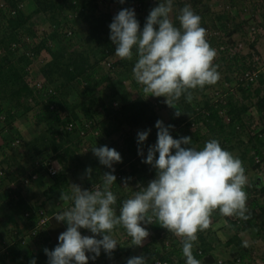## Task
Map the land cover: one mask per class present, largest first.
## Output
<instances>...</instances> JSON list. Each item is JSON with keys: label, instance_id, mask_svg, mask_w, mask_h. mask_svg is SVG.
<instances>
[{"label": "trees", "instance_id": "1", "mask_svg": "<svg viewBox=\"0 0 264 264\" xmlns=\"http://www.w3.org/2000/svg\"><path fill=\"white\" fill-rule=\"evenodd\" d=\"M25 1L0 0V27L6 26L5 20L9 26V30L0 35V49H3V52L0 50V116L4 121L3 125L0 124V131L3 134V144L0 145V150L3 148V150H6L5 147H11V152L8 156L0 155V167L3 169V172L0 173V205L1 202L2 204L4 203L12 216L18 217L22 215L29 226L27 229L20 231L17 224L12 220L11 226L13 230L9 232L5 229L4 235L0 234L2 240L0 264H30L33 259H35L36 264H48V257L44 249L53 250L54 243L57 244L58 241L57 237L67 227L66 222L57 223L55 220L56 212L54 207L57 198L61 197V192L69 193L71 176L69 174H72L73 178L83 174L88 187L93 184H98V187H102L103 174L112 171L101 165L95 155L82 157L76 151L78 142L72 143V140L79 134L81 118H92L96 111L95 106L102 105L105 110L106 117L100 124L103 126L102 129L106 135L118 130L124 123H128L129 126H136L146 121V131L151 129L147 141L143 142V144H138V136L130 137L126 135L125 148L119 151L122 162L115 163L113 166L115 171L112 174L116 176V181L111 186V190L117 197V202L113 206L117 215L123 201L129 198L128 193H122L121 196H118L120 186L129 183L131 176H134V181L132 182L138 181L140 183L135 188L136 191H139L147 186L152 177L156 176V170L153 166L142 162L146 157L138 154L139 149H146L153 141L155 143L157 141L155 123L159 119L155 108L156 105L141 96L127 101V91L125 90L120 91L121 98L125 100L123 105L117 110H113L107 104L105 96L101 92L102 86H99V84L106 80V86L110 88V94L113 95L119 94L115 83L105 73H101L100 78L95 74L100 60L115 49V45L110 40L109 28L113 15L106 5L120 0H107V4L105 3L106 0H31L30 8L28 5L24 6ZM131 2L132 0H124V3H122L123 7L129 9ZM136 2L138 10L143 8V0H136ZM160 2H165V0H155V2L150 3L149 10L143 15L135 14L136 19L139 21L140 29H143L150 10L158 6ZM231 2L236 3L235 0ZM189 3L193 8L191 10L194 14L200 17V26L203 28L207 26L213 27L215 25L213 21L215 20L224 19L231 22L233 18L224 13H213L214 15L211 16L207 4L202 0H190ZM186 4L187 1L172 0V6L179 5L173 19L177 27H179V21L176 17L179 15L180 9L184 8ZM68 9L75 16L72 19L83 20L88 26V32L83 38L88 46L87 48L75 47L73 41H68L69 45L64 43L66 35L61 34L59 27L68 20L66 16ZM207 13H209V17L206 16ZM206 17L207 22L205 20ZM34 23H48V29L42 35L40 34L38 41L33 42L36 32L33 28ZM258 25L260 23L256 24V26ZM240 27L241 23H231L227 35L230 36ZM19 30L26 32L29 37L22 44H20L18 38ZM209 38L208 43L213 49L212 42H214V37L212 35ZM49 41L51 42L49 43ZM42 50H47L50 58L42 62L38 70L39 73L37 71L33 73V69L29 66ZM92 56L94 57L93 60L91 59ZM116 62H122L125 72L121 71L120 76L125 78L129 76V67L135 64V58L133 57L132 60L119 58ZM255 65L253 63L241 69L239 74L242 75L248 69H255ZM243 80L239 77L237 78L235 82L236 88L241 91L243 97L250 98L254 94L258 96L255 104L256 109L259 111V115L264 118V94L259 95V87L255 88L254 91H250L253 81L244 80L246 83H243ZM80 85L82 88L78 89ZM191 92L193 97V90ZM29 99L40 105L37 110L39 120L47 121L46 129L40 135L45 137L47 132H49V137H53L57 133H63L60 143L53 147L55 150L58 147L62 149L56 155L60 162L59 169L54 175H51V183L43 189L39 187L37 181L40 170L35 167L36 165L30 158H27L28 156L24 157L25 154H28L25 148L18 149L13 146L14 149H12V141L18 138L15 133L17 129L13 124L15 115L12 110L19 107H22L23 111L29 110L32 108V103H29ZM179 100L183 105L184 118L181 117L178 121L164 125L174 126L170 129V135L174 139L191 137L190 147L195 146L194 148L197 150H202V145H205L209 140L215 139L224 150L232 154L233 144H227V142H230L234 137L239 142H242L239 137L242 134H248V126L253 117L245 119L244 113L249 107L247 103L229 101L227 105L221 106L225 107L229 114V120L226 124L224 117L219 112L220 107L218 108L215 104L209 103L205 97L198 104L199 109H196L191 102H188L184 95ZM62 112H65V114L62 115ZM201 121H203V125L207 129L206 133L201 130L203 127ZM67 123L70 126L69 130L65 129ZM254 137L256 138L257 136L248 135V139L251 141ZM65 142H71V145L70 143L69 145H64ZM182 147L185 146L182 145ZM27 148L37 152L41 146L30 145L29 143ZM256 152L262 153V147H257ZM248 161L251 162L253 159L250 158ZM126 164L130 166L129 171L125 169ZM89 167L92 169L90 178L86 174V170ZM118 173H120V176H117ZM34 175L36 176L34 177ZM261 181H258L260 187L254 180L252 185H244L243 187L247 197L244 215L248 219H243L238 215L222 216L217 210L227 223V226L235 229V233L228 237L227 243H235L240 254L246 252V247L237 232L258 226V223H261L260 225L264 224V200L257 195V192L262 194L264 191V182L262 181L263 183H261ZM38 195H44L46 199L35 205L33 199L37 198ZM45 202L49 207L46 213L50 217L44 225L47 230L39 231L43 233L41 240H43L42 244L44 246L41 250H38L33 247L34 244L32 242H37L39 238L30 234V228L36 224L38 214L35 209L44 206ZM25 212H28V214L25 215ZM4 218V214L0 213V223L3 222ZM150 229L151 239L156 240L159 239L161 230H167L161 227L156 219L153 220V224H150ZM204 230L197 232L199 244L192 249L193 256L197 260H202L204 264H213L216 261L213 252L214 248L206 241L203 234ZM124 231L126 232L125 229ZM96 238L101 239L102 237L97 236ZM161 246L163 248L162 253L158 245L155 246L153 251H150L147 244L145 245V251L150 257L148 264H154L156 257L169 259L170 254L166 253V244L163 243V239L161 240ZM181 250L182 247L178 249V251ZM126 253L127 259L124 264H127V260L131 258V249L127 247ZM86 255L91 257L93 254L86 253ZM119 255L120 251L118 249H115L111 256L102 249L100 256L95 260L90 258L88 264H109L112 259L117 258Z\"/></svg>", "mask_w": 264, "mask_h": 264}, {"label": "clouds", "instance_id": "2", "mask_svg": "<svg viewBox=\"0 0 264 264\" xmlns=\"http://www.w3.org/2000/svg\"><path fill=\"white\" fill-rule=\"evenodd\" d=\"M171 11L172 0L160 2L150 10L141 30L134 9L124 8L114 16L109 28L117 57L132 60L135 52L132 71L146 97H165L164 102L179 117L183 113L175 102L182 95L191 102V90L215 84L219 74L212 65L216 53L206 41L200 17L185 6L176 17L177 27L170 19ZM155 127L157 141L148 147L142 162L152 165L156 176L133 197L123 201L118 215L113 207L117 197L111 186L116 181L113 165L122 162L121 154L106 145L91 149L99 163L112 171L103 174L102 187L87 190L71 184L70 194L61 192L60 199L70 201L71 206L54 217L57 223L66 222L67 227L53 250L44 249L48 264H88L90 258L95 260L100 256L102 249L111 256L118 244L112 233L118 226L131 238L130 246H143L149 232L141 225L153 224V218L161 227L184 238L185 264H200L193 256V242L198 231L209 227L214 210L222 216L248 219L244 215L246 176L238 158L215 139L197 150L190 147L191 137L174 139L170 135L173 125L165 126L157 120ZM150 131L138 133V144L147 140ZM138 154L143 156V149ZM91 172L89 167L86 170L89 178ZM81 228L93 235H81ZM86 253L93 255L89 257ZM30 264H36L35 259ZM127 264H146V258L132 257Z\"/></svg>", "mask_w": 264, "mask_h": 264}, {"label": "rangeland", "instance_id": "3", "mask_svg": "<svg viewBox=\"0 0 264 264\" xmlns=\"http://www.w3.org/2000/svg\"><path fill=\"white\" fill-rule=\"evenodd\" d=\"M31 0H26L24 2V6L28 5L30 8ZM187 1L186 6H189L191 9L192 6L189 3L190 0H182ZM204 3L207 4L210 15L213 16L217 13H224L229 15V17H233L231 22L228 20H215L213 23L215 24L213 27L207 26L204 27L206 30V41L210 40V36L213 35L214 42H212L213 49L215 50V57L212 61L213 67H215L216 71L219 74V79L215 84L212 85H205L203 88H196L193 90V98L191 100V104L196 108L199 109L198 104L204 100V97L208 100L209 103L215 104L218 108L220 107L222 116L225 119V123L227 124L229 120V114L225 107H221L224 104L227 105L229 101H233L236 103H247L248 109L244 113L245 119L247 117H253L250 121V125L248 126V134H242L239 139L242 142H239L236 137H234L230 142L227 144H233L232 154L235 158H238L242 162V166L244 168V175L246 176V184L245 185H252L253 180L255 183L260 187V181L264 182V126L263 120L264 118L259 115V111L256 109V101L258 96L256 94L252 95L250 98L243 97L241 91L236 88L235 82L240 75L239 71L248 67L250 64L258 65L260 62L264 63V0H235L236 3H232V0H202ZM106 0V4H107ZM144 5L143 8L138 10L136 5V0H132L129 9H134L136 15H143L145 14L150 7V3L155 2V0H143ZM202 5V4H201ZM172 6V11L170 13V19H174V14L177 12V7ZM107 9L111 12L114 16L122 9H124L123 4L118 2L109 3L106 5ZM214 13V14H213ZM67 21L64 22L63 25L59 27V31L61 34L65 36L64 43L69 45L68 41H73L75 47H88L85 44L83 38L88 32V26L86 22L83 20L72 19L75 18L73 13L68 9L66 12ZM209 17V13L206 15ZM206 17V22H207ZM246 20V21H244ZM113 21V19H112ZM242 21V22H241ZM231 23L239 24L241 23L240 29L238 28L235 30L230 36L227 35V32L230 30ZM256 26V24H259ZM5 25L3 28L0 27V35L7 32L9 30V26L5 20ZM27 26V24H26ZM255 30H253V28ZM35 32V40L38 41L40 38V34L42 35L44 31L48 29V23H34L33 25ZM142 30V29H141ZM18 33V38L20 40V44L26 42L29 37L26 32ZM218 31V32H217ZM213 39V38H212ZM232 39V40H230ZM213 41V40H212ZM51 41H49L50 43ZM55 43V41H53ZM254 43V44H251ZM32 44V43H31ZM73 45V46H74ZM223 46V48H221ZM71 48V47H69ZM3 52V49H0ZM2 54V53H1ZM235 55V56H234ZM133 57L135 58V52ZM50 58V54L47 50H42L36 58L33 59L32 63L30 64V68L33 69L34 72H38L40 65L46 59ZM93 56L91 59L93 60ZM119 60V57L115 55V49L109 53L106 57L100 60L99 66L95 71V74L98 78H100L101 73H105L109 76V78L115 83L117 91L119 94H110V88L106 86V80L100 82L99 86H102L101 92L104 94V98L110 107L113 110H117L118 108L123 105L124 101L121 98L120 91H127L126 98L129 100H133L138 96H141L145 100L153 102L156 106L157 116L160 121L164 124H169L175 121L180 120L181 117L184 118L183 113V105L181 101L178 100L175 102L176 107L180 110L183 114L179 117L175 116V109L169 107L164 101L165 97H154L148 96L143 93L142 85L138 84L133 75V67H129V76L122 78L120 76L121 71H124V67L122 62H116ZM125 72V71H124ZM39 73V72H38ZM229 77V78H228ZM30 78V77H28ZM264 73L260 72L257 76V79L254 80L251 84L250 91H254L255 88L259 87L260 92L259 95L264 94ZM31 80V79H30ZM239 80V79H238ZM31 83H33L31 81ZM243 83L246 81L243 80ZM52 88V86H50ZM82 86H78V89H81ZM216 91L222 93V97L216 94ZM29 103H32V108L27 111H23L22 107L14 108L12 111L14 113L13 124L16 127L17 131L15 132L17 137L20 138L19 145L16 148H25L28 154L24 155V157L30 158L31 161L36 165V168H39L40 174L38 176V185L41 189L45 188L46 186L51 183V176L49 174H45L46 170L45 167L47 164L53 163L59 169L60 162L57 158V153L61 152V147L58 149H54L53 147L56 146L62 140V134H56L53 137H49V132H47L46 136L40 135L42 131L46 129L47 121L39 120L37 110L40 106L38 103H35L34 100L29 99ZM198 107V108H197ZM96 111L94 112V116L91 118H81L80 126H79V134L72 140L73 142H78L77 146V153L81 154L82 157L93 156V152L91 149L94 147H101V146H108L109 148H114L116 151L123 150L125 148V136L129 135L130 137L138 136V133L141 131H146V121L141 122L136 126H129L128 123H124L120 126L118 130L112 131L110 134L106 135L105 131H103V126L100 124L103 119H105V110L103 109L102 105L95 106ZM62 115L65 112L61 113ZM4 121L3 118L0 116V124L3 125ZM203 125V121H201ZM69 123L66 124L65 129L69 130L70 126ZM73 127V126H72ZM262 128V129H261ZM202 132L206 133L207 129L203 125ZM158 130L156 129V132ZM39 134V135H38ZM38 135V136H37ZM248 135H255L256 138L251 141L248 139ZM147 141V140H146ZM30 145H37L41 146V148L35 152L31 148H27L28 144ZM71 145V142H65V144ZM3 144V134L0 131V145ZM226 144V145H227ZM27 145V146H26ZM155 145V141H153L149 146ZM205 145H202V149ZM195 147V146H194ZM257 147H262V153L256 152ZM6 150L1 149L0 155H9L11 152V147H5ZM27 148V149H26ZM142 148V147H141ZM12 149L13 146H12ZM35 149V148H34ZM147 150L143 149L144 157L147 156ZM158 155V153H157ZM6 157V156H5ZM23 157V158H24ZM257 157L259 160L257 161ZM253 159V161H248L249 159ZM3 162V160H2ZM255 163V164H254ZM246 167V169H245ZM125 169L129 171L130 166L129 164L125 165ZM42 175V176H41ZM70 176V185H69V194L71 193V184H78L81 186L82 189H86L88 186L84 180V175L80 174L78 177L73 178L72 174ZM155 177L150 179L153 180ZM130 182L120 186L118 196H121L122 193H128L129 195L133 193V186L132 181H134V176H131ZM149 181V182H150ZM259 181V182H258ZM261 181V183H263ZM126 185V186H125ZM261 193V192H260ZM257 192V195L260 199L264 200V191L262 194ZM46 199L44 195H38L37 198L33 199L35 205L39 204L41 201ZM71 206L70 201H62L60 197L57 198L55 203V212L56 214L66 210L68 207ZM40 208L43 209L44 214L47 219H49L50 215L46 213V210L49 208L48 204L45 202L44 206ZM37 221V219H36ZM45 222V223H46ZM259 225L261 223H258ZM253 226L249 229L240 230L237 234L241 237V240L244 244H246V252L244 254H240L237 251V247L235 243H227L228 237L232 236L235 233V229H231L227 226L225 220L219 215L217 210H214L210 215V223L209 227L204 230V236L206 241L212 245L213 252L218 258L223 260L222 264H264V224L260 226ZM3 225H0V230ZM7 230L10 232L12 227H9L7 224ZM33 225L32 227H34ZM31 227V228H32ZM30 228V229H31ZM5 229V228H4ZM47 230L43 227L41 230ZM65 231V230H64ZM81 235L92 236L93 234L87 230L81 228L79 230ZM126 233L121 226L116 227L113 230V238L118 242L116 249L120 251V255L112 259L109 264H124V261L127 259L126 248L131 249V258L142 256L146 258V263L150 262V257L145 251V245L149 247L150 251L155 249V246L158 245L160 247V252L162 253L163 248L161 246V240L163 239V243H165V239L168 238L170 243L169 247L166 249V253L170 254V257L174 258V260L181 261L182 264H185V257L183 256V252L178 251L180 247L183 246V239L182 237H177L176 235L170 233L168 230H161L159 239H151V233L148 237L144 240L143 246H130L131 238H127L125 236ZM36 238H39L37 242H32L34 245H40L43 247L42 244V231L35 235ZM58 239V237H57ZM2 240L0 238V247H1ZM54 243V248L58 245ZM199 244V239L197 236V240L193 242V248L195 245ZM38 245V246H39ZM53 248V249H54ZM52 250V249H49ZM225 254H227L225 256ZM200 264H204L202 260H198Z\"/></svg>", "mask_w": 264, "mask_h": 264}, {"label": "built area", "instance_id": "4", "mask_svg": "<svg viewBox=\"0 0 264 264\" xmlns=\"http://www.w3.org/2000/svg\"><path fill=\"white\" fill-rule=\"evenodd\" d=\"M252 28H253V30H255L254 27H252ZM12 45H14V43H12ZM221 48H223V46H221ZM255 66H256L255 69H252V70L251 69H248V70H246L242 75L239 76V78L244 79L246 81L247 80H252V81L256 80L257 79V76L259 75L260 72H263L264 73V63L263 62H260L258 65H255ZM216 94H218V96H221L222 97V93L221 92L216 91ZM219 112L222 115L221 111H219ZM263 124H264V120H263ZM263 127L264 126H262V128ZM19 142H20V138L19 137L18 138H15L12 141V145L13 146H18L19 145ZM258 160H259V158L257 157V161ZM45 170H46V172L49 175H54L57 172L58 168L55 166V164L50 163V164H47L46 165ZM2 172H3V169L0 167V173H2ZM35 176L36 175H34V177ZM117 176H120V173H118ZM139 184L140 183L138 181L132 182V186H133V189L134 190H133V193L129 195V198H131V197L134 196V194L136 192V189L135 188ZM93 187H98V184H93L90 187H87L86 189L87 190H92ZM35 211L37 212L38 216H37V221H36L35 226L30 229V234L31 235H38L39 231L44 227L45 222H46V216L44 214L43 209L40 208V207L39 208L37 207L35 209ZM27 214H28V212H25V215H27ZM149 214H151V213H149ZM153 220H155V218H153ZM141 226L142 227H145L147 229V231L149 232V234L151 233L150 224H147V225L142 224ZM123 234H125V236L127 238H130L126 233H123ZM164 241H165L166 249H167L169 247L170 241H169L168 238H166ZM198 251H200V250L198 249ZM222 262H223V260L221 258H218V259H216L215 264H222ZM172 263L173 264H182L181 261H178V259L177 260H174V258H172L170 256H169V259H167V258L162 259V258H159V257H156L154 259V264H172Z\"/></svg>", "mask_w": 264, "mask_h": 264}, {"label": "crops", "instance_id": "5", "mask_svg": "<svg viewBox=\"0 0 264 264\" xmlns=\"http://www.w3.org/2000/svg\"><path fill=\"white\" fill-rule=\"evenodd\" d=\"M6 205L3 203L2 204V202H1V205H0V213L1 214H4V219L2 220L3 222L2 223H0V225L2 224L3 226L1 227V228H3V229H1L0 230V234L1 235H4V233H5V229L8 227L7 226V224H9V227H12L11 226V221L13 220L16 224H17V226H18V228L20 229V231H23V229H27L28 228V223L26 224V221L27 220H24V218L22 217V215H19L18 217H15V216H12V214L7 210V208L5 207ZM6 227V228H5ZM5 228V229H4ZM27 238H28V236H27ZM39 245V244H38ZM38 245H34L33 247H35L36 249H40L41 250V248L42 247H40V245L38 246ZM34 248V249H35ZM216 254V253H215ZM227 254H225V256H226ZM217 257L218 256H216L215 255V258L217 259ZM216 262V261H215ZM215 262L213 263V264H215Z\"/></svg>", "mask_w": 264, "mask_h": 264}]
</instances>
